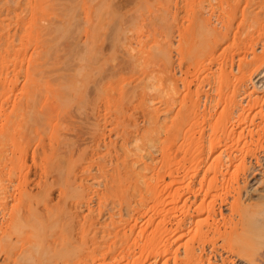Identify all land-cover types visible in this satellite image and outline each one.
Returning <instances> with one entry per match:
<instances>
[{
	"label": "rangeland",
	"instance_id": "1",
	"mask_svg": "<svg viewBox=\"0 0 264 264\" xmlns=\"http://www.w3.org/2000/svg\"><path fill=\"white\" fill-rule=\"evenodd\" d=\"M23 1H25V3L23 2V4H25V5H23V7L20 8V7L16 6V1H14V0H0V12H1L0 15L3 16L1 18V20L4 21V24L6 23L4 25L5 27H6V25H8V28L6 27L7 32L9 30L12 31L11 35H13V39L15 38L14 43L18 46H19V44H21L22 40H21V38H19V40H21V41H18V38L16 39V36H15L16 32H17V35L20 32L19 31L20 30L19 24H17L18 18L16 15L19 14L21 16V18L27 20V14L28 15L30 14L29 13L30 10L28 9L29 0H23ZM66 1H69V0L51 1V2H55L54 4L59 5V6L57 5L58 7H56V8L54 7V11L57 10V12L55 11V13H54L51 10L50 13H49V11H47L46 12L47 15L45 14L43 17H42L43 14L39 15L40 17H42L40 22L41 23L45 22L44 24L42 23V26L43 25L46 26L47 24L49 25V21H50V23L53 21L52 23L56 22V25L58 27L57 30H60V31L56 30L57 34L55 35V39H51V38H53L54 34H53V36L50 35V36L44 37L47 39L41 40L40 45H37V47H34V46H36L35 41L31 43L29 39H28L29 42H28V40H26L25 45H27V48H25V50H26V56L27 57H25L26 58L25 59L26 60L25 65H27V67H28L29 61H30L29 59H31V56L34 55L33 52H35V48H38V46L41 47V44H42L41 48L44 51L45 50L48 51L47 57H45V59H44V62H46V63L48 62L47 63L48 66H46V63H44L45 64V67H44L45 68L44 69L45 75L44 76L47 77L43 81L45 83V84L43 83V86L45 85L44 86L45 90L47 89V87L51 83V82H49V79H51V78L55 79L56 78V80L57 79H59L60 81L62 80L64 84H67L69 82L68 81L69 76L74 75L75 72H78L77 69L82 68L83 66H88V68L93 67L94 69H96L98 71V72L91 73L90 79L86 78L84 80L85 90H80V91H78L79 92L78 94H75L73 96L71 106L73 107V114H75V116L73 117V119L69 120L70 123L68 122L66 124H63L64 128L68 127L67 125H69V124H70L69 127L75 126V128L76 127L79 128L80 124H78V123H81V125H82L83 121H81L79 119L80 117H78V115L79 114L81 115V112L78 113V111H79V109L80 110L82 109L80 107H86L87 106L86 109L88 110V113L91 114L90 115L91 117L93 115L90 122H88L89 125L87 124L88 127L86 128L87 130L89 129L87 131V134L89 136L88 138L90 139L89 141L92 140V142H89L90 144L86 143L85 145L81 146V148H86L88 150L89 154L84 153L82 150L81 151L86 157L91 158L90 163H92L94 165H92L89 168L90 174L88 175L87 180L85 179V181H84L86 184V187L84 190L85 193L83 194L84 196L83 197L81 196V200H82L81 202L83 205L82 204L80 205L81 206V209L79 210L80 211V213H79L80 218L78 216L75 224L73 225L74 230H72L70 232L68 230L69 229L68 228L69 227L68 222L70 219V218L68 219V216H70V215L67 214L65 211H64L65 214L63 215L62 214L63 209H62V207H60L63 204L62 202H60L61 201L60 195L62 194V192H60V191L63 190V189H61L62 187L65 188L67 186L66 185L67 183H66V181H62V182L55 181L56 179H54L52 177V175L50 174V171H49L52 169L53 165H48L49 160H50L48 158H51V156H54L53 150L51 151V149L53 148V144L51 145V141L47 137L45 139V142L43 144H41V146H44L45 149H43L44 147H41V146H40L41 148L39 149L38 148L39 143H36L35 141H32L28 145H24L22 147L17 148L16 144L14 145L13 144L14 142H12V140H11L13 138H11V139L8 138V141L6 139V141L9 143L6 142L5 144H6V146L9 145V147L4 148V146H5V144H4L2 149H5V151L7 150L9 152L6 151V155L4 153V156L6 158H4V161L2 160L3 164L0 162V164H2V165H0V181H2V184H3L2 186H4V189H6L5 192L8 193V194L5 193V196L7 195V198L4 199L3 202L2 201L0 202V228H1L0 229V264H69V263L70 264H74V263L75 264H77V263L78 264H82V263L85 264V262H84L85 259H86V264H87V261L89 260V257L91 256V254H93L94 256H91L90 259L92 258V260L94 259V260L98 261L100 257H97L99 254V251H98V254H96L97 245L93 251H92L93 248H91V247L95 246V245L92 246V244H94L93 238L95 236V233H97L98 237H100V239H101L102 232L104 231V229L113 228L114 224L119 223L121 218L118 216L119 210H120L119 200H117L114 197H111L108 200H105L104 198H102L103 197L102 193L103 192L105 193V186H103V184L105 185V181H104L105 179L101 178L104 176H102L101 172L98 170L99 166H98L97 162L104 159L105 162L108 163L107 165H110L112 163L114 165L115 161H117V160H115V158H116L115 155L116 156L118 154L121 155L123 153V149H126V147H127L128 149L132 150L130 155H133L134 158L140 157V154H141V156L146 157V159H147L153 154L152 155L153 157L152 156L150 157V159L151 158L152 159L151 160L147 159V162L151 163V161H152L151 164H153L154 166L158 164L157 166H159L160 163L162 162V157H163V154H162L163 148L162 147L164 146V142L167 140L168 142L166 141V143H171V141H169V139L172 140L173 135L171 134L172 138L168 137V136H170L168 131H166V130L163 131L161 128L160 133H162V134H159V137L161 136V140H159L160 142L158 143L159 145L157 144L158 145L157 147H154L155 144L151 145V143L153 144V142H150L148 140L152 141L151 138H152L153 134L150 133L151 134V137H150L149 131L151 130V132L153 133V130L151 128H154L153 126H154L155 122H152V124H151V120H149V119H152L153 121H155V116L151 115V118H148V116L150 114H148L149 112L146 114V112L152 111L153 113L152 112L151 113L154 114L153 110L156 111L157 108L158 109L161 108L160 109L161 112H160V114L158 113V117L160 119L159 122L162 123L161 127H163L162 125L164 123H166V120H167V122H169V119H165L166 114H164V112H163L164 108H165L163 103L165 100L170 101L171 96L174 95L175 98H177V99L180 98L184 101L187 98V99H189V100H187L188 103H189L191 97H192L191 100L192 99L197 100L198 98L200 99V101H201V103H200L201 112H204L205 114L207 112L208 117H206L207 120L204 118H202L200 120L199 125L201 126V128L199 125H197V126L195 125L192 127L193 130L191 129V131H193V135H195V137L200 138L201 136H204V134L206 133L204 138H205V140L206 139L209 140L208 139V137H210L209 132H211L210 127L208 128L209 123L207 122L204 125V123L202 121H209L210 122L211 120H213L214 122H217V120L220 119V120H218L220 123L226 124V122L230 119V117L232 120V118H234V116H235V119L237 117V119H236V121H237L238 117H239V114L237 112L239 111V109L240 110L242 108H248L249 109L250 107L252 108V106L254 109L253 108H252V110H251V108L249 109L251 111L249 112V117H248V120L250 118L253 120V121L249 120L252 122V125H250V123H246V124L248 126L249 125L251 126V127L249 126L250 129L252 128V130H255L257 132L259 131L258 125L263 126V127H261V129L264 128V125L262 123L263 122L262 116L259 113H257V112H260V107L259 106L257 107L256 106L257 104H255L256 107L253 105L254 103H259L260 101H262V100H259L258 102H255L256 100L259 99L258 97H260V99H262L261 97L264 96V0H165V1L159 0L160 3L158 0L157 1L156 0H109V1L106 0L107 1V2L105 1V4H106L105 9L106 10L103 9V11H104V13L106 12L104 14V17H106L107 19L106 18H105L106 20L104 19L103 24H105V25H103V26H105L107 29L110 26L109 31L107 30L109 33H106V31L104 32V30L101 31L102 29H104V27L102 29H100L99 36L102 35V38H101V40L100 39L98 40V42L100 41L99 44H97L96 47L94 46L95 49L92 46L89 47V43H88L89 40H86V39H88L86 37H89V31L88 30L90 28L88 26L89 23L87 24V21L85 20L86 19L85 17L87 14V13H85V8L87 10V8L89 7V5H88L89 3L88 4L86 3V2H89V0H70L69 1L70 4ZM14 2H15V4H13ZM9 3H10V5H9ZM63 3H65V4L63 5ZM158 3H159V5H158ZM7 4L11 7L12 11L10 10V8L7 11L8 7H9V6L5 7V5H7ZM107 4L110 5V8H107V7H109V5L107 6ZM87 5H88V7H87ZM160 5H162V6H160ZM4 7L6 8L7 12H4V9H5ZM12 7L15 11H16V7L18 8L16 11L17 13L12 9ZM136 7H137V9H136ZM26 8H27V10H25ZM107 9H108V11H107ZM139 9H141V10L139 11ZM162 9L165 10V12ZM28 10H29V12H28ZM114 10H116L117 12ZM59 11H61V12H59ZM67 11H68V13H67ZM110 11H111V14L109 13ZM22 12H24V13H22ZM135 12L136 13L139 12V13L136 14ZM5 13H6V15H5ZM161 13L163 15H161ZM10 14H12V15H10ZM50 14H52V15H50ZM113 14L115 17H112ZM8 15H9V17H8ZM57 16L59 18H57ZM15 17H16V19H14ZM138 17H139V19H138ZM141 17H143V18H141ZM201 17H203V19H205L207 21H210L213 25L212 27L217 30L219 35L221 34L222 36L219 37L216 34L219 37L216 39V37H214L210 34L208 35V32L206 33V31L200 25L201 24L200 23ZM10 18L11 19L13 18V19L11 20ZM49 18H50V20H49ZM113 18H115L116 20ZM117 18H118V20H117ZM57 19H59V21ZM62 19H64V20H62ZM125 19H126V22H125ZM26 20H25L26 24H25L24 28H27L28 27L27 25L30 26L29 22ZM61 20H62V22H61ZM107 20H110V21L113 20L114 22L112 21L111 22L112 24L110 25L109 24L110 22L108 23ZM160 20H162V21H160ZM13 21L16 23H14ZM136 22L140 25V27H139V25H137ZM126 24H127V26H126ZM132 25L134 26L135 29L136 28L137 29L135 30L134 28H131V27H133ZM141 25H143V26H141ZM46 27H48V26H46ZM124 27H125V30H124ZM147 27H148V29H147ZM139 28H140V30H139ZM28 29H29V27H28ZM28 29H25V30L27 31ZM137 30H139V32ZM26 31L23 32V36L27 35V33H25ZM128 32H130V33L128 34ZM103 33H104V35H103ZM211 36L214 39H216V41ZM18 37H20V36H18ZM49 37H51V38H49ZM106 37H107V39L105 41L104 38H106ZM112 37H113V39H112ZM129 38L130 39L133 38V39L130 40ZM25 39L26 38L23 37V42ZM167 41L173 46L172 47L169 44L170 46L167 47V49L172 47V48H170V52H168L170 54V57H168L169 54L167 55L166 51L161 52V51H163L162 46L165 47V42H167ZM103 44L104 45L106 44L107 47L105 46L103 48V46H104ZM158 45L159 46L161 45V46L158 48ZM91 47H92V49L90 51L89 48H91ZM98 47H102L103 51L101 49L98 50L97 49ZM111 47H112V49H111ZM123 47H124V49H123ZM205 47H206V49H205ZM178 49H180V50H178ZM73 50H74V52H72ZM171 50H172V52H171ZM40 51H42V50H40ZM96 51H97V54H96V57H94V53H91V52H96ZM154 51H156V52H154ZM84 52H85V54H84ZM178 52H179V54H178ZM12 53H10V55L8 54L11 57V59H9V57L6 55V53H5L6 56L4 55L2 57L3 58L8 57V60H13L15 55H13L14 53L13 54ZM29 53L31 55H29ZM72 53H74V54H72ZM79 53H81V54H79ZM82 53H83V55H82ZM86 55H88L87 56L88 58H86ZM90 55L91 56L93 55V56L91 57ZM101 55H103L102 59H101ZM3 58L0 57V60ZM96 58H97V60H96ZM27 60H28V63H27ZM166 60L168 63L169 62L170 63L168 64L166 62ZM123 61H124V63H123ZM55 62H57V63H55ZM97 62L99 64H97ZM54 63H55V65H53ZM27 67L24 68V72L27 70L26 69ZM97 67L99 70L97 69ZM167 70L169 71V74H168ZM93 71H95V70H93ZM102 71H105V72H102ZM24 72H21V73L23 74ZM72 72H74V73H72ZM21 73H19V75ZM95 73H97V74L95 75ZM156 73H158V74H156ZM3 74L0 73V78L2 80L4 79V78H2ZM102 74L105 76V78ZM23 75H20L19 77L17 76L19 79V80H17L18 81L17 82L18 88H17V90L14 91L15 93L13 92V94H12V92H11V97H12L13 102L20 97V95H21L20 91H21L22 87L26 84L24 81ZM92 75H93V77H92ZM106 75H108L107 78L109 77V80L106 79ZM4 77H6L5 74H4ZM100 78H101V80H100ZM103 79H105V80H103ZM102 80H103V82L105 81L104 83H106L108 81L106 83L108 86L106 85V87H105L104 86L105 84L103 82H102V84H104V85L102 87L100 86L101 88H103V91H106V92H103L104 94L101 93V89H98L99 85H101L100 81H102ZM98 82H99V85L97 86L96 83L98 84ZM113 83H115V85H113ZM169 83H170V85H169ZM159 84H161V85H159ZM171 84L177 85V91L176 92L179 94H174L176 92H174L173 89H170V88H173V86ZM111 85H113L114 87ZM150 85L152 88L150 87ZM136 86H139V87H136ZM49 87H51V85ZM110 87H111V89H109ZM104 88L105 89L107 88V89L104 90ZM115 88H116V91L118 90V92H115ZM134 88H135V91L132 92V96L129 95V94H131V91L134 90ZM157 88L161 89V92ZM96 89H98V92H100V95L98 92H96ZM126 90L129 91V94L127 93V95L125 94ZM144 90H146V92ZM171 90H172V92H171ZM111 91H112V93H111ZM139 92H140V94H139ZM96 93H98V94L96 95ZM120 93H121V95H120ZM163 94H164V96L161 97V95H163ZM98 95L100 97H97ZM233 95L236 96L235 99H234ZM114 96H115V98H114ZM128 96L131 98H128ZM189 96H190V98H189ZM231 96H233V97H231ZM4 97L6 98V100H8V98H7L8 96H4ZM105 97L106 98L109 97L108 100ZM119 97H121V98H119ZM91 98L94 99V102H95V99H97L96 102L94 103L92 101L93 99H91ZM122 98L123 99L126 98L125 99L126 101L123 100ZM155 98H156V100H155ZM2 99H3V97H2ZM88 99H90V100H88ZM143 99L146 100V101H144V103H143ZM228 99L230 100V102H227ZM232 99L238 101L239 104L241 103L242 108L239 105L240 106V107H238L239 109L237 108V111H236V109L233 111L232 107L230 106L231 101H233ZM6 100L2 101V104H3L2 105L1 104V98H0V124H3L2 122L5 120L4 111H6V113H10V110L13 106V102L8 104V101L6 102ZM87 100L91 101V102L86 103ZM119 101H121V102H119ZM136 101H138V102H136ZM127 102H130L131 104L127 103ZM4 103L5 104L7 103L6 106H4L5 105ZM89 104H91L92 106H90ZM119 104L122 107H120ZM132 104H134V105H132ZM145 104L147 106L148 105L153 106L154 108L153 107L150 108L149 106H148L149 108H147L144 106ZM84 105H86V106H84ZM140 105H141V107H140ZM228 105L230 106L231 109L229 108ZM248 105L249 106L251 105V106L248 107ZM132 106H133V108H132ZM227 106H228V108H227ZM262 106H263V104H262ZM262 106H261V108H264V106L263 107ZM3 108H4V110H3ZM127 108H129V109H127ZM120 109L123 110L122 113L119 112ZM145 109L147 111H145ZM205 109H206V112H205ZM92 110L93 111L95 110L96 112L94 111L95 112L94 113ZM127 110H128V112H127ZM231 110H232V114L234 115L236 113V115L232 116L231 113L229 112ZM257 110H259V111H257ZM2 112L4 114H1ZM177 112H178V110L176 109L175 114ZM241 112H242V110H241ZM98 113H101V114H98ZM119 113H120V115H119ZM126 113H128V114H126ZM129 113H130V115H129ZM95 114H97V115H95ZM99 115H101V116L106 115V117H105L106 121L103 117L99 118L100 117ZM227 115H230V117L228 116L229 119H227V117H226ZM211 116H213L211 118V120H208V119H210ZM221 120H223V121H221ZM170 122H171V120H170ZM212 122H210V123H212ZM253 123H254V125H253ZM96 125H97V127H96ZM247 125H245V126H247ZM203 126H204V128H203ZM248 126L244 127V128H246L248 130L249 129ZM254 126H256L257 128ZM205 128H208V129H205ZM86 129H84V132L86 131ZM200 129H202V130H200ZM75 130H77V129H75ZM79 130L80 129H78L77 131H79ZM247 130H246V134H247ZM203 131H204V133H203ZM143 133H144V135H143ZM147 133H148V135H147ZM200 133H201V135H200ZM87 134H86V136H87ZM90 135H91L92 139L90 138ZM96 135H98L100 138H98V136H96ZM142 135L144 136V138ZM147 136L150 138H148ZM220 137H222V134H219L217 136V138H220ZM75 138H77V137H75ZM256 138H257V136H256ZM73 139H74V137H73ZM164 139H166V140H164ZM76 141H77V139H75V142ZM94 142L95 143L98 142L97 144L101 145L100 146L101 155H100V153L96 154L95 150L92 148ZM100 142H102V143H100ZM78 143H79V140H78L77 144ZM152 147L155 149H153ZM9 148L11 150L16 151V156H17L16 158L12 154V152L10 151ZM26 148H27V150H29V152L27 151V157L25 156ZM177 148L175 146L176 151H174V152L178 151ZM107 150L109 152H111V154L113 155L112 157L114 159L112 157L108 156ZM115 151H116V153H115ZM2 152H4V151H2ZM51 152L53 154H51ZM76 152H77V154L75 153V156H76V158H79L78 156H80L81 154L78 151H76ZM132 152H136V153L132 154ZM147 152H149V153H147ZM102 153H103V156H102ZM217 153L218 154L215 153L216 156L214 155L213 157L217 158L218 160L214 159V162H213V158L211 156L209 161H208V164H207V169H208V165H214L215 164L217 166V163L220 162L219 159H221L222 157H223V159H222L223 162H225V160H227V157H226L227 155L220 154L221 153L220 150H219V152L217 151ZM50 154H51V156H50ZM92 154H93V156H92ZM87 155H89V156H87ZM48 156H50V157H48ZM94 156H95V160H94ZM105 156L108 160L105 159ZM263 156H261V160H262ZM24 157H26L27 159H25ZM101 157H102V159H101ZM108 157L110 159L112 158L113 160H111V162H110V159ZM53 158L54 157H52L51 162H54ZM8 159H10V161L7 162ZM23 159H24V161L27 160V162L25 161L26 163H23ZM157 159H159V160H157ZM18 160L20 161L19 163H18ZM179 160H176V161L179 162ZM112 161H114V162H112ZM256 161L257 160L251 156H248V158L246 160V164L248 165V166L246 165L247 166L246 168L250 169L253 166L256 167L257 173L254 172L255 174L253 173V171L248 170V169L247 170L249 173H246L247 170L245 171L244 167H242L241 165L239 166L240 167L239 171H238V167L234 168V170L230 169L231 175H230L229 171H227L228 169H224L223 170L224 173L227 174V172H228V174H229L228 177H230V179L229 178L227 179V182L231 183V182H235L236 179H239L241 181V186H242L243 185L242 182L245 181L244 179L246 177H249V175L251 173H253V177L260 178L264 173V162L256 164L257 163ZM189 162H187V163H186V161L184 162V164H185L184 170L185 171L182 172L183 177H185V176L187 178L189 177L188 180L186 177L184 178L185 179L184 182L186 183L185 184V186H186L185 190H187L186 191L187 193L190 192L191 190L193 191L194 188H195V190H199L200 184H201V183H199V181L202 182V180L204 179L203 177L205 176L203 172H205V170H207L205 168L203 170V172H200L199 177H197L198 179L195 176L191 177L194 175L193 173H195V172L193 170H195V169L192 168V166H191L193 163L190 160H189ZM251 163H252V165L253 164L254 165L252 166ZM49 164H51V163H49ZM26 165H27V167H26ZM49 166H51V168ZM93 166H95V167H93ZM193 166H194V164H193ZM216 166H212V167L215 168ZM24 168H25V170H24ZM48 168H50V169H48ZM191 168H192L193 172H191ZM240 170H242L241 171L242 173L244 171L245 176L240 172ZM202 173H203V175H202ZM236 173H237V175H236ZM205 174H206V172H205ZM211 175L213 176V174H210L209 175L210 180H208V181H211V177H212ZM167 176L165 178V185H163V187L161 186V184L158 186L159 188L162 187L165 191V192H163L164 194L162 197L165 200L164 204L166 203L164 205L165 208H167V204L169 205L171 203V202H169V200H171V199H168L169 194L171 193L170 189H169L171 187V186H169V184L171 182V180H170L171 177L169 178V175H167ZM231 176L235 179V181L234 180L232 181L233 178ZM95 177H97V178H95ZM200 178H203V179H200ZM24 179H26L28 181L27 184H23ZM212 179H213V177H212ZM250 181H251V179L249 180V182ZM46 184H49L50 186L54 185V187L52 186L53 189H52L51 194H50V201L51 202L49 201V203H48L53 207L56 206L55 211H52L54 209L51 210L52 214H50L51 212H49V214L46 213L47 208L50 205L49 206H47V204L44 205V202H40L39 204H37L38 200L39 201L42 200V198H40V197H42V193L44 194L43 188H45ZM207 184H208V182L206 183V186H207ZM188 185H191L190 188H192V189L187 188V187H189ZM248 185H254V181H252V184H248ZM164 186H165V188H164ZM168 186H169V188H168ZM166 187H167V190H166ZM243 187H244V185H243ZM86 188H89L90 190L87 189V190H89L87 192ZM159 188H158V190H159ZM207 188H208V186H207ZM207 188H206V190H207ZM25 193H29L30 195L32 194L33 197L35 196L33 198L34 199L33 202H34V205L38 206L37 208L40 209V211H39V214L34 215V217L38 216L39 218L37 217V219H35V218H33V216L30 218V223L28 224V226H30L32 229L27 226L28 228H25V229H28V230H25L23 228H19L18 231L15 230L16 231L15 232L13 230L15 228H13V227L15 226L16 223H17V225H19V222H20V220L18 222L19 215L16 214V211L21 206H23L25 204V202L27 200ZM88 193H89V196H88ZM203 195L204 194H202L201 197L198 199V202L194 201L193 197H191L192 200L189 199L187 202L186 201L187 196H186L185 200L182 199L183 201L174 205L175 207L172 206L171 204L169 207L170 208H173V207L176 208V206H177L176 212H177V215H180L181 214L180 213V210H181L180 207L182 208L184 205L183 202H185L186 207L190 205L187 208H191V210H193V212H195L194 207L196 208L197 205L192 203L193 201L198 203V207L200 204L203 203V200H205L206 203L210 202L209 199H208V201H207V199H204L205 195L204 196ZM38 196H40V197L38 198ZM255 197L256 196H254V199H255ZM84 198H85V200H83ZM88 199H89V201H87ZM256 199H257V197H256ZM223 200H224V198H223ZM229 200H231V203H233L234 199L230 198ZM199 201L202 203H200ZM218 201H219L218 202V206H219L218 208L219 209L221 208V211L223 212V214L227 216L229 214V212H227V211H229L228 210L229 205L228 206L222 205V204H220L222 202V200H218ZM228 202H230V201H228ZM57 204H60V205H57ZM57 206L59 208H57ZM59 211H60V213H59ZM53 212H55V213L53 214ZM123 214L125 216L124 218L126 220H128L129 223H132V224L134 223L133 217H130L126 208L123 210ZM26 216H27V214L24 216V218H26ZM150 216L149 215H147L145 217L142 216L140 219H138L137 222H138V229L139 230L149 231L148 227H150V225H151V222H150L151 217ZM148 222H150V223L148 224ZM10 224H12V225H10ZM67 225H68V227H67ZM75 226H77V227L75 228ZM129 227L130 226H128L127 228H129ZM21 229H22V232L23 231H26V232L22 233ZM138 229H136V230L138 231ZM136 230H135V232L137 233ZM97 231H100V232H97ZM136 233H133V236H135ZM36 234H39L38 235L39 238H37ZM86 234H87V236H86ZM106 234H107V232H106ZM69 236L72 237L73 239L69 238ZM86 237H89L88 240H86L87 239ZM107 237L110 238V236H107ZM84 238H86V239H84ZM82 239H84V240H82ZM100 239L98 238L97 240L101 241ZM74 241H76V242H74ZM87 241L89 243H92V244H89ZM11 242H13L12 245H11ZM13 244L14 245L16 244L17 247L15 245V247H16L15 248ZM22 244H23L24 249L27 248L26 253H23V255L26 254V257L24 255L25 258L22 256V250H23ZM74 244H76V247H74L75 246ZM220 244L219 245L222 246L221 242H220ZM7 245H9V246H7ZM20 246L22 247L21 250H20ZM4 247L9 248V250L8 249L5 250ZM208 247L209 246H207V251L209 253L210 248H208ZM10 248H12V249L15 248V250L14 249L12 250ZM44 248H45V250H44L45 252H43ZM221 248L222 247H219V251H221V252H219V254L220 253H221V255L223 254L222 256H224V257L228 256V254L224 250H222L223 248L222 249ZM10 250L13 252H11ZM7 251H10L11 253L8 255ZM136 251H138V248H136ZM36 252H37V256H36ZM89 254H90V256H89ZM95 254H96V258H95ZM28 255H31V256H28ZM20 256H22L23 259ZM124 256H127V255H124ZM124 256L122 258L123 260H124ZM218 256L219 257L215 258L216 261L213 260V261H211L210 264H216L217 262L219 264H222L221 257H220V255H218ZM29 257H31V258L34 257V258L32 260L30 258V261H25L27 258L29 259ZM87 257H88V259H87ZM127 257L129 259H132L133 256L131 255V257H130V255H129ZM230 257H231L230 262L228 261L227 264H248L246 261L241 262L237 258L234 259L233 256H230ZM76 259H78L77 260L78 262H76ZM127 260L128 259L124 260V261H126L125 264L127 263ZM153 260L150 259L149 263L154 264L155 262ZM20 261H21V263H20ZM73 261H74V263H72ZM212 262H214V263H212ZM149 263H147V264H149ZM110 264H111V262H110ZM112 264H115V263L112 262ZM170 264H174V263L173 262L171 263V261H170Z\"/></svg>",
	"mask_w": 264,
	"mask_h": 264
},
{
	"label": "bare ground",
	"instance_id": "2",
	"mask_svg": "<svg viewBox=\"0 0 264 264\" xmlns=\"http://www.w3.org/2000/svg\"><path fill=\"white\" fill-rule=\"evenodd\" d=\"M14 1H16L17 7L22 8L23 5H25V4H23V2L25 3V1H23V0L22 1L21 0H14ZM51 1H54V0H29L28 4H29L30 8L28 7V9L30 10V12H29V10H28V12L30 14L29 15L27 14V20L21 18V16L19 14L16 15L18 18L17 24H19V27H20L19 31L20 32L18 33V35L16 32L15 36H16V39L18 38V41L22 40V42H21V44H19V46L14 43L15 38L13 39V35H11L12 31H10L8 29L9 31L7 32L6 27L8 28V25H6V27L4 26L6 23L4 24V21L1 20V18L3 16L0 15V27H1L0 28V57L3 58L2 56H4L6 53V55L9 57V59H11V57L9 56L10 53L13 52L14 54L13 53L12 54L15 55L13 60H8V57L7 58L5 57V58L0 60V73L1 74L4 73L6 75V77H4V74H3V77H2V78H4L3 80L0 78L1 104H2V101L6 100V98L4 96H8L7 97L8 100H6V102L8 101V104L13 102L12 97H11V92L13 94V92L15 90H17V88H18L17 87V82H18L17 80H19L18 77L20 75L24 74L23 75L24 81L26 83L20 91L21 92L20 97L13 102V106L10 110V113H6V111H4L5 114L3 112L1 113V114H4L5 120L2 122L3 124H0V148L1 149L3 148L4 144L8 141V138L9 139L13 138L11 140H12V142H14L13 143L14 145L16 144L17 148L22 147L24 145H28L32 141H35L36 143H39L38 148L40 149L41 147H44V146H41V144H43L45 142V139L48 137V139L51 141V145L53 144V148L51 149V151L53 150V153H54V156H51V154H53L51 152V154H50L51 158H48V159H50L49 163H51V164H49L47 162L48 165H53L52 169L49 170L50 174L52 175V177L54 179H56L55 181H60V182L66 181V183H67L66 184L67 186L65 188L62 187L61 189H63V190L60 191V192H62V194L60 195V199H61L60 202L63 203L62 206H60V207H62L63 212L65 211L67 214L70 215V216H68V219L70 218L69 222H68L69 227H68V225H67V227L69 228L68 230L71 232L72 230H74L73 225L75 224L76 219L80 215L79 210L81 209L80 205L82 204L81 196L82 197L84 196L83 194L85 193L84 190L86 187V184L84 181H85V179L87 180V177L90 174L89 168L92 165H94V164L90 163L91 158L86 157L82 153V151H83L84 153L89 154L88 150L86 148H81V146L85 145L86 143L90 144L89 142H92V140L89 141L90 139L88 138L89 136L87 134V131L89 129L87 130L86 128L88 127L87 124H88V122H90L93 115L91 117L90 116L91 114L88 113V110L86 109V107H87L86 106L87 104H86V105H84L86 107H80L82 109L81 110L79 109V111H78V113L81 112V115L79 114L78 117H80L79 119L81 121H83L82 125H81V123H78V124H80L79 128L78 127L75 128V126L69 127L70 124L67 125L68 127L64 128L63 124L68 123L69 120L73 119V117L75 116V114H73V107L71 106L73 96L75 94H78L79 93L78 91L85 90L84 80L86 78L90 79L91 73L98 72V71L96 69H94L93 67H92L93 68L92 69L91 67L88 68V66H83L82 68H78L77 69L78 72H75L74 75L70 74L71 76H69V78H68L69 82L67 84H64L62 80L61 81L59 79L56 80V78L55 79H53V78L49 79V82H51V83L50 84L48 82L47 83L49 84V86L51 85V87L48 86L47 89L45 90L44 89L45 85L43 86V83H44L43 81L47 77L44 76L45 75V73H44L45 64L44 63H46V62H44V59H45V57H47L48 51L47 50L44 51L41 48L42 44H41V47L38 46V48H35V52H33L34 55L31 56V59H29L30 61H29L28 67H27V65H25V62H26L25 57H27L26 56V50H25V48H27V45H25L26 40L29 39L31 43L35 41L36 46H34V45L33 46L37 47V45H40L41 40L47 39L44 37H47L50 35L53 36V34H54L53 38H51V37H49V38L55 39V35L57 34V31H60V30H57L58 27L56 25V22L52 23L53 22L52 21L50 23V21H49V25L45 24L48 27H46L44 25L42 26L43 22L42 23L40 22L42 17L45 14L47 15V13H46L47 11H49V13L51 10L54 13H55V11L57 12V10L54 11V7L56 8L59 5L54 4L55 2H51ZM69 1H66V2L69 3ZM105 1L106 0H89V2L85 1L87 4L89 3L88 4L89 7L87 5V7H88L87 10L85 8V13H87L86 17H85L86 19L84 18L87 21V24L89 23L88 26L90 28L88 30L89 31V37H86V38H88L86 40H89V42H88L89 47L90 46L96 47V45L99 44L100 41L98 42V40L99 39L101 40V38H102L101 34H100L101 36H99L100 29H102L104 27V29H102L101 31L104 30V32L106 31V33H109L108 31H109L110 26L108 29L105 26H103V25H105V24H103V22H104V19L106 18V17H104V14L106 12L104 13V11H103V9H105V7H106ZM159 3H160V1H159ZM159 3H158V5H159ZM13 4H15V2ZM64 4L65 3H63V5ZM9 5H10V3H9ZM9 5L7 4V5H5V7H7ZM108 5L109 4H107V6ZM160 6H162V5H160ZM17 7H16V11L18 9ZM9 8L11 10V7L9 6L7 11L9 10ZM107 8H110V5ZM12 9H13V7H12ZM136 9H137V7H136ZM25 10H27V8ZM116 10H114V11H116ZM140 10L141 9H139V11ZM7 11L5 8L4 12H7ZM107 11H108V9H107ZM163 11L165 12V10H163ZM59 12H61V11H59ZM22 13H24V12H22ZM67 13H68V11H67ZM109 13L111 14V11ZM138 13H136V14H138ZM5 15H6V13H5ZM10 15H12V14H10ZM39 15H42V17H40ZM50 15H52V14H50ZM161 15H163V14L161 13ZM8 17H9V15H8ZM112 17H115L114 14ZM57 18H59V17L57 16ZM141 18H143V17H141ZM14 19H16V17ZM113 19H115V18H113ZM138 19H139V17H138ZM25 20L28 21L30 24V26L27 25L29 27V29H28V27L24 28V26L26 24ZM49 20H50V18H49ZM57 20L59 21V19H57ZM62 20H64V19H62ZM62 20H61V22H62ZM117 20H118V18H117ZM107 21H108V23L110 22L109 24L111 25L112 24L111 22L113 20L112 21L107 20ZM160 21H162V20H160ZM125 22H126V19H125ZM14 23H16V22H14ZM200 23H201L200 24L201 27L206 31V33L208 32V35L210 34V35L216 37V39L219 38L220 36H222L221 34L219 35L217 30L212 27L213 25L210 21H207V20L203 19V17H201ZM137 25H139V24L137 23ZM126 26H127V24H126ZM141 26H143V25H141ZM139 27H140V25H139ZM131 28H134V26ZM25 29H28V30L26 31ZM147 29H148V27H147ZM124 30H125V27H124ZM139 30H140V28H139ZM139 30H137V31L139 32ZM24 31H26L25 33H27L26 36H23ZM129 33L130 32H128V34ZM103 35H104V33H103ZM18 36H20V37H18ZM23 37L26 38L24 40V42H23ZM19 38H21V40H19ZM106 39H107V37L104 38L105 41H106ZM112 39H113V37H112ZM132 39H130V40H132ZM216 39H214V40L216 41ZM29 40H28V42H29ZM169 44L170 43L168 41L165 42V47L162 46L163 51H161V50L160 51L161 52L166 51L167 55H168L169 54L168 52H170V48L173 47L170 44L172 47L167 49V47L170 46ZM105 46L107 47V45L105 44L103 46V48ZM160 46L158 45V48ZM92 47L89 48L90 51H91ZM95 47H94V49H95ZM97 49L98 50L101 49L103 51L102 47H98ZM111 49H112V47H111ZM123 49H124V47H123ZM205 49H206V47H205ZM40 50H42V51H40ZM178 50H180V49H178ZM97 51L91 52V53H94V57H96ZM72 52H74V50ZM154 52H156V51H154ZM171 52H172V50H171ZM72 54H74V53H72ZM79 54H81V53H79ZM84 54H85V52H84ZM178 54H179V52H178ZM29 55H31V54L29 53ZM82 55H83V53H82ZM87 56L88 55H86V58H88ZM102 56L103 55H101V59H102ZM168 57H170V54ZM96 60H97V58H96ZM166 62H167V60H166ZM27 63H28V60H27ZM47 63H46V66H48ZM55 63H57V62H55ZM55 63L53 65H55ZM123 63H124V61H123ZM97 64H99V63L97 62ZM25 67H27L26 68L27 70L24 72ZM97 69H98V67H97ZM93 70H95V71H93ZM21 72H24V73L22 74ZM102 72H105V71H102ZM19 73H21V74L19 75ZM72 73H74V72H72ZM96 74L97 73H95V75ZM156 74H158V73H156ZM168 74H169V71H168ZM107 76L108 75H106V79L109 80V77L107 78ZM92 77H93V75H92ZM104 78H105V76H104ZM100 80H101V78H100ZM103 80H105V79H103ZM103 80L100 81L101 85H99V82H98V84L96 83L97 86L99 85L98 89H101V93L106 92V91H103V88H101V87L104 84H105L104 86L106 87V85H107L106 83L108 82L107 81L106 83H104L105 81L103 82ZM102 82L104 84H102ZM113 85H115V83H113ZM113 85H111V86H113ZM159 85H161V84H159ZM169 85H170V83H169ZM172 86H173V88H170V89H173V91L176 92L177 91V85H172ZM136 87H139V86H136ZM150 87H151V85H150ZM98 89H96V92H98ZM106 89L104 88V90H106ZM109 89H111V87ZM157 89H159V88H157ZM159 90L161 92V89H159ZM134 91H135V88L133 91H131V94H129V91L126 90L125 94L127 95V93H128L129 95L132 96V92H134ZM144 91L146 92V90H144ZM115 92H118V90L116 91V88H115ZM171 92H172V90H171ZM98 93L100 95V92H98ZM98 93H96V95ZM111 93H112V91H111ZM121 93H120V95H121ZM139 94H140V92H139ZM174 94H179V93L176 92ZM99 95L97 97H100ZM162 96H164V94L161 95V97ZM233 96H231V97H233ZM2 97H3V99H2ZM93 98H91V99H93ZM108 98H106V99L108 100ZM114 98H115V96H114ZM119 98H121V97H119ZM128 98H131V97L128 96ZM189 98H190V96H189ZM191 98H190V101L188 103L187 100H189V99L186 98L185 99L186 102H185L184 100H182L180 98L179 99L175 98V96L173 95V96H171L170 101L169 100L164 101L163 105L165 106V108H164L163 112H164V114H166L165 119H169V122H170V120H171V122L169 123L166 120V123H164L162 125L163 127H161L162 123L159 122L160 119L158 117V113L160 114L161 108L160 109L157 108L158 110L156 109V111L153 110L154 114H152L153 113L152 111H151L152 112L151 113L150 111H147L145 109V111H147L146 114L148 112H149L148 114H150L148 116V118H151V115L155 116V121H153L152 119H149V120H151V124H152V122H155L154 126H153L154 128H151L153 130V133L151 132V130L149 131L150 137H151V134H153L152 138H151L152 141L148 140L150 142H153V144L151 143V145L155 144L154 147H157L159 145L158 144L160 142L159 140H161V136L159 137V134H162V133H160L161 128L163 131L164 130L168 131V133L170 135L168 137L172 138L171 134L173 135L172 140L169 139V141H171V143H166L167 140L164 139L166 141L164 142V146L162 147L163 148V150H162L163 157H162V162L160 163L159 166H157L158 164L155 166L153 164H151L152 161H151V163L147 162V159H150V157L153 154L151 156L149 155L150 157L147 159H146V157L141 156V154H140V157L134 158L133 155H130L132 150L128 149L127 147H126V149H123V153L121 152L122 153L121 155L118 154L117 155L118 157L115 155V157H116L115 160H117V161H115L114 165H113V163L112 164L109 163L110 165H107L108 163H106L104 159L97 162V164L99 166L98 170L101 172V175L104 176L101 178L105 179V180L103 179L105 181V185L103 184V186H105V193L104 192L102 193L103 194L102 198H104L105 200H108L111 197H114L117 200H119L120 210H119L118 216L121 219H120L119 223L114 224L113 228H110V229L107 228V229H104V231L102 230L103 232H102L101 239H100V237H98L97 233H95V236L93 238L94 244L89 243L87 241L89 244H92V246L95 245L94 247H91V248H93L92 251L94 250V248L97 245V250L96 249L95 250L97 251L96 254H98V251H99V254L97 257H100L98 261H96L94 259L92 260V258L90 259V257L94 256V255L91 254V256H90V254H89L90 257L88 256L89 260L87 261V264H110V262H111V264H112V262H114L115 264H119V263L125 264L126 261H124V260H126V259H128L126 264H145V263L147 264V263H149L150 259L151 260L154 259L153 261L156 264L158 262L160 264L161 263L162 264H170V261H171V263L173 262L174 264H207V263L210 264L211 261L215 260L216 257H219L218 255H220V257H221L222 264H227L228 261L230 262V259H231L230 256H233L234 259L237 258L241 262L246 261L248 264H264V173L260 178L253 177V173L254 172L257 173L256 167L253 166L254 164L252 165V163H251V165L253 166L252 168H250L251 166L249 167L250 169L246 168L248 166L246 164V160H247L248 156H251L254 159H256L257 160L256 164L264 162V156H263L264 155V128L261 129V127H263V126L258 125L259 126L258 132L255 130H252V128L250 129V127H251L250 125H252V122L249 120H252V119L250 118L248 120V117H249V112L252 110L253 106L251 108L250 107L251 105L250 106L248 105V107H250L251 110H249L250 108L249 109L248 108H242L241 103L239 104L238 101L232 99L233 101H231L230 106L232 107L233 111L235 109L237 111V108L240 106L242 108L241 110L243 113L238 108L239 109V111L237 112L239 114L238 120L236 121L237 117L235 119V116H234V115H236V113L233 115L232 110L229 112L231 113L232 116H234V118H232V120H231L230 115H227L226 116L227 119H229L228 116L230 117V119L226 122V124L220 123L218 121L220 119H218L217 122H214L213 120H211V118L213 117V116H211L210 119H208V120H211L210 122L213 121L214 123L213 122L210 123L209 121H202L204 123V125L207 122L209 123L208 128L210 127V129H211V132H209L210 137H208L209 140H207V139L205 140V138H204L206 133L204 134V136H201L200 138L195 137V135H193V131H191L192 127L195 125L196 126L199 125L200 120L202 118L206 119V117H208V116H207L206 109H205L206 114L204 112H201V105H200L201 101H200V99L196 98L197 100H193V99L191 100ZM235 98H236V96H234V99ZM258 98H257L258 100H256L255 102H258L259 100H262V101H260L259 103H254V104L252 103V104L254 106H255V104H257L256 106L260 107V112H257V113H259L262 116V120H263L262 123L264 125V108H261L262 104L264 106V96L261 97L262 99H260V97H258ZM125 99H123V100H125ZM88 100H90V99H88ZM88 100L86 103L91 102ZM96 100L97 99H95V102H96ZM155 100H156V98H155ZM92 101L94 102V99ZM144 101H146V100L143 99V103H144ZM119 102H121V101H119ZM136 102H138V101H136ZM227 102H230V100L228 99ZM127 103H130V102H127ZM6 104L4 106H6ZM146 104L144 106L147 108L153 107L150 105H148L149 106L148 107ZM89 105L92 106L91 104H89ZM132 105H134V104H132ZM119 106H120V104H119ZM228 106H227V108H228ZM230 106H229V108H230ZM120 107H122V106H120ZM140 107H141V105H140ZM132 108H133V106H132ZM127 109H129V108H127ZM176 109L178 110V112L175 114ZM3 110H4V108H3ZM122 111L123 110H121V109L119 110L120 113H122ZM257 111H259V110H257ZM127 112H128V110H127ZM101 113H98V114H101ZM120 113H119V115H120ZM126 114H128V113H126ZM95 115H97V114H95ZM129 115H130V113H129ZM99 116H100L99 118L103 117L104 119L106 117V115H104V116L99 115ZM105 121H106V119H105ZM221 121H223V120H221ZM246 123H250V125H249L250 127ZM245 125L248 126V128L250 129V130L248 129L249 131L246 128H244V127H247ZM253 125H254V123H253ZM96 127H97V125H96ZM254 127H256V126H254ZM200 128H201V126H200ZM203 128H204V126H203ZM208 128H205V129H208ZM75 129H77V130L80 129L79 130L80 132L75 130ZM84 129H86L85 132H84ZM200 130H202V129H200ZM246 130H247V134H246ZM85 133L87 134V136ZM203 133H204V131H203ZM219 134H222V137L217 138V136ZM91 135H90V138H91ZM143 135H144V133H143ZM147 135H148V133H147ZM200 135H201V133H200ZM96 136H98V135H96ZM256 136H257V138H256ZM73 137H74V139H73ZM75 137H77V138H75ZM150 137H148V138H150ZM98 138H100V137L98 136ZM143 138H144V136H143ZM6 139H7V141H6ZM75 139H77L76 142H75ZM78 140H79V143L77 144ZM98 142H96V143L94 142L93 146H92V148L95 150L96 154L100 153V146L101 145L100 144L98 145L97 144ZM7 143H9V142H7ZM100 143H102V142H100ZM175 146H176V148L178 147L177 152H174V151H176ZM7 147H9V145L6 146V144H5L4 148H7ZM27 148H26V152H25L26 157H27V151L29 152V150H27ZM1 149H0V162L3 164L2 160L4 161V158H6L4 156V153L6 155L7 150L5 151V149H2V150ZM43 149H45V147ZM153 149H155V148H153ZM219 150L221 152L220 154L227 155L226 156L227 160L224 159L225 162H223L222 161L223 155H222L221 156L222 158L219 159L220 162L217 163V166L215 164L214 165H208V169H207V164H208L210 157L212 156L213 162H214V159L216 160L217 158H215L213 156L215 155V153L218 154L217 151L219 152ZM2 151H4V152H2ZM10 151L12 152V154L16 158L17 157L16 151L11 150V149H10ZM76 151H78L81 154L80 156H78L79 158H76V156H75V153L77 154ZM7 152H9V151H7ZM103 153H102V156H103ZM115 153H116V151H115ZM133 153H136V152H132V154ZM147 153H149V152H147ZM107 154L109 157L113 156L111 154V152H109V151ZM100 155H101V153H100ZM50 156H48V157H50ZM87 156H89V155H87ZM92 156H93V154H92ZM261 156H263L262 160H261ZM26 157H24V158L27 159ZM52 157H54L53 158L54 162H51ZM112 158L111 159L109 158L110 162H111V160L114 159V158L113 159ZM101 159H102V157H101ZM105 159L108 160L106 158V156H105ZM94 160H95V156H94ZM157 160H159V159H157ZM176 160H179V162H177ZM189 160L195 166L194 167L192 163H191L192 165L190 164L192 166V168L195 169V170H193L195 173H193L194 175L192 174L193 176H191V177L195 176L197 178V177H199L200 172H203V170L205 168L207 170H205L206 174H205V172H203L205 175L203 177L204 179L200 178L203 180H202V182L199 181V183H201L199 190H195V188H194L195 191L191 190L190 192L187 193L186 192L187 190H185V187H186L185 184L186 183L184 182L185 181L184 178L186 176L183 177L182 172L185 171L184 170L185 169L184 162L186 161V163H187V162H189ZM8 161H10V159H8L7 162ZM25 161L27 162V160H25ZM25 161L23 159V163H26ZM19 162L20 161L18 160V163ZM112 162H114V161H112ZM2 164H0V165H2ZM240 165L242 167H244L245 171L247 169L253 171V173H251L249 175V177H246L247 179L243 178L245 180L242 182L244 187H243V185L241 186V181L239 179H236V181H235V179L232 176H231L233 178L232 181L234 180L235 182H231V183L227 182V179L228 178L230 179V177H228L229 174L227 171H229V173H230V169L234 170V168H237V167H238V171H239ZM212 166H216V167L214 168ZM26 167H27V165H26ZM49 167L51 168V166H49ZM93 167H95V166H93ZM50 168H48V169H50ZM192 168H191V172H193ZM224 169H228L226 171L227 174L224 173V171H223ZM24 170H25V168H24ZM248 170L246 173H249ZM241 171L242 170H240V172ZM203 173H202V175H203ZM210 174H213V176L211 175L213 177V179L210 176L211 181H208V180H210L209 179ZM242 174L244 175V171ZM167 175H169V178L171 177L170 180L172 182L171 183L169 181L170 182L169 186H171V187L169 188V186H168V188L170 189V192H171L169 194L168 199H171V200H169V202H171L170 204L172 206L183 201L182 199L185 200L186 196H187L186 197L187 202L189 199L192 200L191 197L194 198L193 199L194 201L198 202V199L201 197L202 194L205 195V196L203 195L204 199H207V201L209 199L210 202L206 203L205 200L202 199L203 203L199 201L202 204H200L198 207V203L193 201L192 203L197 205L196 208L194 207L195 212H193V210H191V208H187L190 206L189 204H188L189 206L186 207L185 202H183V204L185 206L183 205L182 208L180 207V209H181V210L179 209L180 213H181L180 215H177V212H176L177 206H176V208H174L175 206L173 208H170L169 207L170 204L169 205L167 204V208H165L164 205L166 203L164 204L165 200H164V198H162L163 194H164L163 192H165V191L162 187H163V185H165V178ZM230 175H231V173H230ZM236 175H237V173H236ZM95 178H97V177H95ZM188 178H187V180H188ZM26 179H24L23 184L28 183V181ZM250 179H251V181L249 182ZM252 181H254V185H248V184H252ZM207 182H208V184H207L208 188L206 186ZM160 184L162 186V187L160 186L162 189L158 187ZM2 185H3L2 181H0V202L1 201L3 202V200L7 198V195L5 196V193L8 194L7 192H5L6 189H4V186H2ZM191 185H188L189 187H187V188L192 189V188H190ZM52 186L54 187V185H52ZM52 186H50L49 184L45 185V188H43L44 194L42 193V197L38 196V198L40 197V198H42V200H40V201L38 200L37 204H39L40 202H44V205H46V204H47V206L50 205L48 203L50 201V194H51V191L53 189ZM158 188H159V190H158ZM164 188H165V186H164ZM206 188H207V190H206ZM87 189H89V188H86V190ZM89 190H87V192ZM166 190H167V187H166ZM25 194L27 197L25 204L23 206H21L16 211V214L19 215V219L17 218L18 222H19V220H20V222H19V225H17V223L15 224L16 227L13 225L14 226L13 228H15V229H13L14 231L15 230L18 231L19 228L25 229V228L30 227V226H28V224L30 223V218L33 216V218L37 219L38 216L34 217V215L39 214V211H40V209L37 208L38 206L34 205V202H33L34 199L33 198L35 196L33 197L32 194L30 195L29 193H25ZM88 196H89V193H88ZM254 196H256L257 199H256V197L254 199ZM223 198H224V200H223ZM230 198L234 199L233 203H231V200H229ZM83 200H85V198ZM218 200H222V202L220 201L221 202L220 204H222V205H225V206L229 205L228 206L229 211H227V212H229V214L227 216L223 214V212L221 211V208L220 209L218 208L219 207L218 206V202H219ZM87 201H89V199ZM228 201H230V202H228ZM57 205H60V204H57ZM57 208H59V207L57 206ZM123 208L124 209L126 208L130 217H133V219H134L133 224L129 223V221L124 218L125 216L123 214V210H124ZM52 209H54V210H52ZM55 209H56V206L53 207L50 205L47 208L46 213L49 214V212H51V210L55 211ZM63 212H62V214L64 215L65 212L64 213ZM54 213L55 212H53V214ZM59 213H60V211H59ZM26 214H27V216H26V218H24V216ZM50 214H52V212ZM147 215H149V216L151 215L150 216L151 217V219H150V222H151L150 227L151 228L148 227L149 231H147V230L141 231L138 229V222L137 221L142 216L145 217ZM79 218H80V216H79ZM150 222H148V224ZM12 224H10V225H12ZM128 226H130V227L127 228ZM76 227L77 226H75V228ZM136 229H138V231ZM25 230H28V229H25ZM135 230L137 231V233L135 232ZM21 232H22V229H21ZM23 232H26V231H23ZM97 232H100V231H97ZM106 232H107V234H106ZM133 233H136L135 236H133ZM36 235H37V238H39V236H38L39 234H36ZM86 236H87V234H86ZM107 236H110V238ZM89 237H86L87 239L86 238H84V239L88 240ZM97 237L101 241L97 240L98 239ZM69 238L73 239L70 236H69ZM84 239H82V240H84ZM74 242H76V241H74ZM220 242L222 243V246H220L221 245ZM12 243L13 242H11V245H12ZM15 245H14V247H15ZM74 245H75L74 247H76V244H74ZM7 246H9V245H7ZM207 246H209L208 248H210L209 253L207 251ZM16 247H17V245H16ZM22 247H23V244H22ZM22 247L20 246V250L22 249ZM219 247H222L223 249L222 248L221 249L224 250L228 254V256L224 257V256H222L223 254L222 255H221V253L219 254V252H221V251H219ZM15 248H13V249L15 250ZM136 248H138V251H136ZM4 249L9 250V248H7V247H4ZM10 249H12V248H10ZM26 249L27 248L24 249V247H23V250H22V256L23 257H24V255L26 257V254L23 255V253H26V251H27ZM44 250H45V248L43 249V252H45ZM10 251H7L8 255L11 252H13V251H11V252ZM96 254H95V258H96ZM124 255H127V256L130 255V257L132 255L133 257H132V259H129L127 256H124ZM22 256H20V257L22 258ZM28 256H31V255H28ZM36 256H37V252H36ZM123 256H124V260L122 259ZM88 257H87V259H88ZM30 258L31 257H29V259L27 258L25 261H30ZM33 258L34 257H32L31 260ZM77 260L78 259H76V262H78ZM84 262L86 264V259ZM20 263H21V261H20ZM72 263H74V261ZM212 263H214V262H212ZM216 264H219V263L217 262Z\"/></svg>",
	"mask_w": 264,
	"mask_h": 264
}]
</instances>
